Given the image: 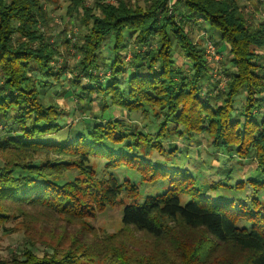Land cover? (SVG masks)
I'll use <instances>...</instances> for the list:
<instances>
[{
    "label": "trees",
    "instance_id": "obj_1",
    "mask_svg": "<svg viewBox=\"0 0 264 264\" xmlns=\"http://www.w3.org/2000/svg\"><path fill=\"white\" fill-rule=\"evenodd\" d=\"M87 1L69 0L66 6L69 16L79 17L73 42L67 29L54 34L51 26L50 13L60 8L59 0H0V124L5 125L0 229L9 232L6 222L23 217L27 242L50 250L38 256L27 248L0 264H264L262 201L212 199L189 171L168 170L140 153L142 145L164 151L172 135L207 134L213 148L253 158L264 174V117L257 118L264 105V63L259 61L264 22L247 21L243 0ZM249 1L255 10L264 7V0ZM197 18L219 31L230 64L223 70L226 90L205 96L200 82L205 73L211 75L210 66L187 26ZM108 37L114 40L109 65ZM128 37L141 47H132V71L122 59L131 47ZM62 46L66 53L75 49L84 78L111 70L105 86L86 82L83 89L108 96L129 113L154 117L156 133L128 129L114 116L97 119L73 140H45L59 132L63 110L41 102L39 77L61 78L63 71L56 72L53 61L63 56ZM176 48L191 63V72L177 64ZM242 92L246 98L237 108ZM92 157L106 161L108 176H99ZM120 167L137 172L142 183L169 180V187L140 201L138 183L110 172ZM249 181L256 183L255 191L264 184ZM243 186L242 181L236 185ZM180 194L192 199L182 204ZM116 204H123L122 224L128 230L106 233L89 222ZM26 207L47 213L29 218ZM48 214L57 215L62 226H46Z\"/></svg>",
    "mask_w": 264,
    "mask_h": 264
},
{
    "label": "rangeland",
    "instance_id": "obj_2",
    "mask_svg": "<svg viewBox=\"0 0 264 264\" xmlns=\"http://www.w3.org/2000/svg\"><path fill=\"white\" fill-rule=\"evenodd\" d=\"M94 1L95 0H88L87 4L92 5ZM128 1H140L142 4L144 2V0ZM243 2L242 9L250 24L255 26L264 22V7L255 10L253 3L249 0H243ZM68 3L69 0H59L60 8L50 13L53 18L51 26L54 29V34H59V32L67 29L66 32L68 33V37L74 38L73 42H76L75 36L80 28L79 17L75 14L69 16L66 13V6ZM180 10L183 11L184 9L181 8ZM204 24H206V29L203 27ZM187 26L194 42L202 47L204 56L206 60L208 59L207 64L210 66L211 75L205 73L200 82L203 91L202 96L225 91L228 77L224 74L223 70L225 68L224 65L229 67L230 64L227 63L228 61L226 59L228 53L226 47L223 44L219 45V32L203 18L191 19V21L187 23ZM127 40L131 43V47H129V51H124L126 55L122 54V59L126 62L128 69L132 71L133 65L130 63L133 59L131 56L132 47L135 46L137 50L141 49V47H138L132 38L128 37ZM207 41H211L215 44L218 52L217 58L209 59L206 56ZM113 44V38L108 37L104 50L108 65L114 58L112 55H109ZM154 45L156 46V43H154ZM64 50L62 46L61 53L63 56L53 61L54 70L56 72L63 71L61 78H47L46 75L39 77L41 85H38V88L41 92V102L44 104H54L63 110V114L59 120L61 125L59 132L45 137V140H73L79 132H86L94 122H97V119L103 121V119L110 117L114 118V116L123 119L128 129L135 126L136 129L142 132L151 131L156 133L155 130L158 128V121L154 117L150 116L146 119L140 112L129 113L111 104V100L108 96L101 97L96 92L93 93L92 91L89 93L87 90L83 89L86 82L93 87L96 86L98 82L105 86L112 77L110 69L95 71L94 75L96 78L94 79L88 77L84 78V75H79L77 71L78 59L73 56L75 49L70 48L69 53H66ZM259 51L260 54L263 55L259 61L264 63V48ZM174 58L179 66H186L187 71L191 72L189 68L191 63L185 58L180 49H175ZM33 74L37 76V70L34 71ZM74 79H79L80 84L74 83ZM47 81L49 83L45 86L44 82ZM121 83L122 87L126 85L124 78H121ZM245 98V92L240 93L237 97L235 106L238 108L240 103L245 101ZM258 112L257 118L260 120L264 117V105ZM4 126V124H0V136L5 130ZM209 141L207 134L193 135L191 138L186 135H172L164 144V151H159L149 145H142L140 153L151 159L156 165L168 170L181 169L182 171H189L198 180V185L203 188V193L212 199L235 200L250 203L253 196L264 203V184L259 186L255 191L254 186L256 183L249 181L252 179L264 182V174L258 168L257 162L253 158L242 159L236 154L232 155L224 150H216L210 145ZM91 162L96 166L99 176H108L106 171H104L106 161L103 158L92 157ZM110 172L119 176L120 179L128 177L133 182L138 183L141 189L140 201H143L147 195L162 193L169 187V180L142 183L139 179V174L126 167H120ZM241 181L244 186L242 188H237V183L240 184ZM217 183L220 184L216 186ZM121 198L123 200L124 197L121 196ZM180 199L181 203L185 204L192 199V196L180 194ZM122 209L123 204L109 206L103 212H100L96 218L89 219V222L106 233H114L122 229L128 230L127 227L123 228L121 218ZM25 210H27L26 212L29 214V218H31L33 214L39 216L40 214L45 215L47 213L44 209L36 210L26 207ZM47 216L49 217H45L46 226H52V224L55 223L62 226L63 223L58 221L57 218L59 217L57 215L48 214ZM39 217L43 218L41 216ZM21 218L23 217L8 220L6 222V226L12 229L9 232H2L0 229V260L11 259L12 256L20 254L27 248H31L38 256H43L47 251H50L44 246H31L27 242L26 231ZM76 229L77 225H73L71 230L76 231ZM134 237L137 239L141 238V233L135 232ZM140 241H142V238Z\"/></svg>",
    "mask_w": 264,
    "mask_h": 264
},
{
    "label": "built area",
    "instance_id": "obj_3",
    "mask_svg": "<svg viewBox=\"0 0 264 264\" xmlns=\"http://www.w3.org/2000/svg\"><path fill=\"white\" fill-rule=\"evenodd\" d=\"M205 54L209 59H215L218 57V52L213 42L207 41V48H206Z\"/></svg>",
    "mask_w": 264,
    "mask_h": 264
},
{
    "label": "crops",
    "instance_id": "obj_4",
    "mask_svg": "<svg viewBox=\"0 0 264 264\" xmlns=\"http://www.w3.org/2000/svg\"><path fill=\"white\" fill-rule=\"evenodd\" d=\"M174 0H170V2H169V4L171 3V2H173ZM203 27L206 29V24H204L203 25ZM218 31V30H217ZM201 32V31H200ZM200 32H199V34H200ZM219 32V31H218ZM220 35V34H219ZM227 50V49H226Z\"/></svg>",
    "mask_w": 264,
    "mask_h": 264
}]
</instances>
